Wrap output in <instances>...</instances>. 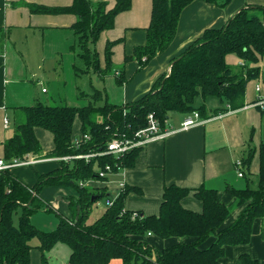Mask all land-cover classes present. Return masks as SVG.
<instances>
[{
  "label": "trees",
  "instance_id": "obj_1",
  "mask_svg": "<svg viewBox=\"0 0 264 264\" xmlns=\"http://www.w3.org/2000/svg\"><path fill=\"white\" fill-rule=\"evenodd\" d=\"M195 1H203L219 9L232 0H152L150 22L145 30L146 40L133 49L131 57L139 65L146 66L154 57L163 53L175 38L181 12ZM32 13L72 14L74 56L84 67L74 65V73H95L104 78L113 75L115 83H125L123 68L115 71L111 61L112 47L119 41H107L104 47V66L100 65L95 48L101 33L113 28L115 17L131 8V0H116L107 9L103 1L72 0L63 8L28 5ZM6 33L0 28V54ZM228 55L242 61V66H230ZM264 58V6L245 5L222 27L204 30L203 34L170 62L169 73L161 75L150 91L139 99L114 105L108 102L102 91L95 89L83 107L69 105L49 106L41 102L30 107L13 110L10 137L3 143V159H25L27 155H39L41 146L35 129H42L52 136L51 158L75 157L96 154L106 149L114 137L133 139L137 131L147 127L152 114L164 129L170 113L189 115L197 112L206 119L224 112L219 108L206 112L204 106L194 107L196 98L203 101L216 97L228 110L245 105L247 83L257 79ZM78 98L87 97L82 92ZM264 113V109H260ZM80 124V139L72 140L75 121ZM144 147H137L116 158L112 155L95 156L89 160L71 158L61 160L59 167L36 175L35 185L28 186L17 179L11 170L0 172V264H31V252H40V264H49L47 254L58 245L69 248L67 264H109L120 260L122 264H221L226 247L245 246L250 243L253 224L264 219V143L258 146L257 174L249 172L255 150H249L242 160L245 186L237 189L226 186V192L241 208L237 218L228 226V207L220 202L217 190L200 186L195 190L175 185L164 186L159 211L156 215L125 210L126 196L137 188L124 186L113 204L103 214L88 224L90 208L103 197L109 198L104 189L91 192L84 184L88 181H107L98 172L109 165L112 173L131 168ZM254 179V180H253ZM68 186L78 197H72L69 206L73 218L59 217L56 228L41 231L30 223V217L42 210L49 211L40 198L45 187ZM192 194L201 205L200 212L186 209L182 200ZM94 198V201H92ZM137 216L133 218V214ZM148 235L159 239L189 238V241L157 250L145 240ZM264 240V226L260 230ZM37 239V245L31 242ZM239 264H261L248 253L238 257Z\"/></svg>",
  "mask_w": 264,
  "mask_h": 264
},
{
  "label": "crops",
  "instance_id": "obj_2",
  "mask_svg": "<svg viewBox=\"0 0 264 264\" xmlns=\"http://www.w3.org/2000/svg\"><path fill=\"white\" fill-rule=\"evenodd\" d=\"M90 1L106 2L107 9H110L116 0ZM151 3L152 0H131V8L118 14L114 19L113 28L103 31L96 42L95 48L103 68L106 42L119 41L112 47L111 61L115 71L123 68L126 81L118 86L113 75L112 80L104 81L107 92L104 95L111 104L130 103L148 93L157 78L169 73L171 60L199 38L204 30L222 27L245 5L264 6V0H232L223 9L203 1L192 2L181 12L177 33L169 47L139 69L136 60L125 61V57H131L135 47L145 44V30L150 22ZM29 4L63 8L70 6L72 0H0V28L6 33L3 52L0 54V143L8 138L5 133L12 126L14 108L30 107L37 102L44 104L42 95H48L49 90L46 84L47 75L42 72L41 64L48 62L60 67V62L73 65L75 59L72 25L76 17L72 14L32 13L28 7ZM226 62L233 67L242 66V61L234 55H228ZM249 67H259L260 74L257 79L247 83L245 105L242 108L228 110V107L221 104L216 97H208L205 101L198 97L194 102L195 108L204 106L206 112L219 108L227 110L206 119L202 118L200 124L185 131H180L179 128L187 115L170 113L166 127L175 130V133L145 146L133 167L108 175L107 181H88L84 186L94 193L98 192V189H104L105 194L113 199L123 188L120 184L137 188L140 194L129 193L125 198L124 208L141 212L144 215L158 213L163 188L169 185L190 190H195L200 186L216 189L220 202L225 205L233 204L234 198L225 191L226 186L235 187L240 184L239 179L244 180L243 177L240 178L237 175L236 162H242L249 150H255L249 168L251 178H253L258 172V146L264 143V113L253 106L258 98H264V58L256 65L249 64ZM53 70L55 71V67ZM112 83H115V87ZM258 83L261 84L259 91L255 88ZM37 87L40 88V94ZM43 89L46 91L42 92ZM4 118L9 122L8 128L3 127ZM79 128L80 124L76 120L72 133L74 141L80 139ZM35 136L40 143L41 152L39 155L31 156L42 158L45 161L11 169L14 176L28 186L35 185L36 175H44L58 168L61 161L59 158L48 156L53 148L51 134L42 129H35ZM2 157L3 146L0 144V158ZM39 196L47 204L49 211H55L58 221V215L69 220L73 218L74 209L69 206V202L72 197H78L74 188L45 187ZM104 200L106 201V198ZM53 201H56L55 207L52 205ZM105 201L104 210L107 207ZM182 206L196 212L202 209L201 203L192 194L182 200ZM237 208L236 217L230 221L228 216L224 227L237 218L241 211V208ZM262 225L264 226V219L263 221L256 220L252 234L256 226L260 231ZM258 239L260 242L257 246L260 247L261 259L248 254L264 264V240L260 234ZM145 240L155 248L158 246L157 250H161L190 239L185 237L163 240L148 235ZM232 248L236 247H226L225 256ZM34 251L35 262L40 264V252ZM59 252L53 249L47 254L49 264H67L68 257L64 261L59 260ZM109 264L122 263L120 260H112Z\"/></svg>",
  "mask_w": 264,
  "mask_h": 264
},
{
  "label": "rangeland",
  "instance_id": "obj_3",
  "mask_svg": "<svg viewBox=\"0 0 264 264\" xmlns=\"http://www.w3.org/2000/svg\"><path fill=\"white\" fill-rule=\"evenodd\" d=\"M60 67L58 65L54 64H49L47 63H42V72H44L47 75V80L46 84L49 90L48 95H42V99L45 105L49 106H61V105H75V106H81L86 105L88 103L89 97L92 96L93 92L95 89L100 90L103 92V94H106L107 92L105 91V80H112V74L101 78L95 73H74V66L77 65L79 66L80 69H84L82 66L81 62L79 60H75L72 64H66L64 63H59ZM55 67V71L53 68ZM57 67V69H56ZM63 67V68H61ZM61 68V70H60ZM115 83H112L114 85ZM38 90V93L40 94V88H36ZM79 92L84 93L87 95V97L80 99L78 98L77 94ZM51 98V99H50ZM13 133L12 126H10L9 130L6 131L5 136L9 137ZM254 180V179H253ZM238 185L235 186L237 189H242L245 186V180L239 179ZM105 197L98 199L96 203L91 207V210L89 212V217H88V223L93 222L94 220L99 217V214L102 213L104 210V200ZM56 201L52 202V205L54 206V203ZM229 209V220H233L236 217L237 213V206L235 205V200L233 204H228L226 205ZM55 207V206H54ZM96 215V216H95ZM58 221V218L56 216V213L54 210L48 211V212H37L33 214L30 217V223L36 227L37 229L41 231H52L53 229L56 228V223ZM260 234L258 226H256L253 234H252V240L250 244L247 246H239L236 248H232L227 251L226 256L224 258L223 264H239L237 255L242 254V253H250L253 255L255 258L261 259V254L259 252V246H257L258 242L260 240L258 239V236ZM32 245H37V239H34L31 242ZM158 249V246H156ZM258 249V250H257ZM54 250H59L60 252L58 253V258L61 261H64L68 257V253H70V250L67 246L65 245H58L54 248ZM34 250L32 251L31 255V264H37L34 259Z\"/></svg>",
  "mask_w": 264,
  "mask_h": 264
},
{
  "label": "built area",
  "instance_id": "obj_4",
  "mask_svg": "<svg viewBox=\"0 0 264 264\" xmlns=\"http://www.w3.org/2000/svg\"><path fill=\"white\" fill-rule=\"evenodd\" d=\"M255 88L257 91H259L261 89V84L260 83L256 84ZM45 91H46L45 89L42 90V92ZM253 106L259 109H264V98H260V99L258 98V100L253 104ZM147 120H148L147 127L137 131L133 139L114 137L107 143L106 149L104 151H100L96 154L78 155L75 157H63V158H59V160L68 161L71 158L89 160L90 158H93L95 156H104L107 154L118 158L128 153L133 148L145 147L152 142L163 140L165 139V137L176 132L175 130H172L171 128H168L166 126L164 129H161L160 125L154 119L152 114L148 115ZM198 124H200L199 115L197 112H192L191 114L187 115L180 123L179 130L185 131L188 130L189 128L197 126ZM8 126H9V122L6 118H4L3 127L8 128ZM43 161L45 160L42 158L33 157L31 155H27L25 159L15 158L10 162H5L3 158H0V172L3 170H11L17 167L33 165ZM242 168H243L242 162L241 161L236 162L237 175L240 178L243 177ZM110 174H112L111 168L109 165H106L103 170H100L98 172V177L104 178ZM120 187H124V185L120 184ZM113 201H114L113 198H106L105 201L106 206L110 207L113 204ZM136 216L137 214L134 213L133 218Z\"/></svg>",
  "mask_w": 264,
  "mask_h": 264
},
{
  "label": "water",
  "instance_id": "obj_5",
  "mask_svg": "<svg viewBox=\"0 0 264 264\" xmlns=\"http://www.w3.org/2000/svg\"><path fill=\"white\" fill-rule=\"evenodd\" d=\"M92 200H93V198H92Z\"/></svg>",
  "mask_w": 264,
  "mask_h": 264
}]
</instances>
